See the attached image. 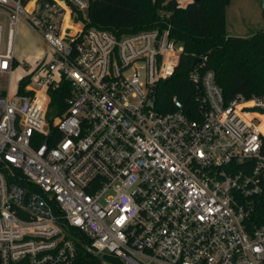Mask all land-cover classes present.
<instances>
[{
    "label": "built area",
    "instance_id": "2783aa9c",
    "mask_svg": "<svg viewBox=\"0 0 264 264\" xmlns=\"http://www.w3.org/2000/svg\"><path fill=\"white\" fill-rule=\"evenodd\" d=\"M90 4L0 0V74L21 19L52 48L0 90V264H264V94L227 99L199 60L194 103L162 110L184 52L171 24L86 28Z\"/></svg>",
    "mask_w": 264,
    "mask_h": 264
},
{
    "label": "trees",
    "instance_id": "16d2710c",
    "mask_svg": "<svg viewBox=\"0 0 264 264\" xmlns=\"http://www.w3.org/2000/svg\"><path fill=\"white\" fill-rule=\"evenodd\" d=\"M229 1L200 0L181 4L176 0H91L89 9L81 12L80 18L86 28L98 27L117 34L171 24L170 35L184 46V52L174 75L157 85V102L166 111L174 95H178L186 107L194 103L198 86L190 79V72L196 57L204 61L207 69L214 70L227 99L239 94L246 98L264 94V27L249 36L230 35L226 22ZM71 28L69 19L68 35ZM27 81L21 83V88ZM51 96L49 120L65 112L70 90L65 85L52 90ZM53 134L60 136L56 130ZM20 174L16 171V175ZM77 235L82 251L85 237Z\"/></svg>",
    "mask_w": 264,
    "mask_h": 264
},
{
    "label": "rangeland",
    "instance_id": "374dc122",
    "mask_svg": "<svg viewBox=\"0 0 264 264\" xmlns=\"http://www.w3.org/2000/svg\"><path fill=\"white\" fill-rule=\"evenodd\" d=\"M4 10L0 7V14ZM0 22L4 23V47L8 35V23L4 16L0 15ZM227 31L234 36H249L264 27V13L257 0H230L226 7ZM15 57L19 63L11 79L8 76L0 74V90L7 88L11 80V91L18 87V79L23 75L26 69H29L34 63L31 51L39 47L46 53L52 48L47 41L33 30L24 19H21L15 31ZM46 58L49 59V56Z\"/></svg>",
    "mask_w": 264,
    "mask_h": 264
},
{
    "label": "crops",
    "instance_id": "0c3cea01",
    "mask_svg": "<svg viewBox=\"0 0 264 264\" xmlns=\"http://www.w3.org/2000/svg\"><path fill=\"white\" fill-rule=\"evenodd\" d=\"M34 30V29H33ZM39 34V33H38ZM41 36V35H40ZM42 37V36H41ZM45 55V51L40 49L39 47H35L32 51L30 56L35 58L34 61L40 57H43ZM2 90V89H1Z\"/></svg>",
    "mask_w": 264,
    "mask_h": 264
},
{
    "label": "water",
    "instance_id": "95a60500",
    "mask_svg": "<svg viewBox=\"0 0 264 264\" xmlns=\"http://www.w3.org/2000/svg\"><path fill=\"white\" fill-rule=\"evenodd\" d=\"M193 1L198 2V1H200V0H193ZM257 1H258L259 5H260L262 11H264V0H257ZM45 4L48 5L49 2H48V1H45ZM199 60H200L199 57H196V58L194 59V61H193V67L197 64V62H199Z\"/></svg>",
    "mask_w": 264,
    "mask_h": 264
}]
</instances>
